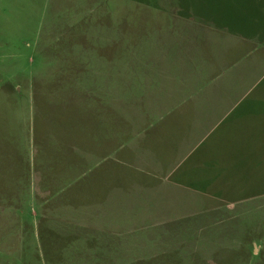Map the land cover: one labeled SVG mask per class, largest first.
<instances>
[{
  "label": "rangeland",
  "instance_id": "1",
  "mask_svg": "<svg viewBox=\"0 0 264 264\" xmlns=\"http://www.w3.org/2000/svg\"><path fill=\"white\" fill-rule=\"evenodd\" d=\"M187 5L190 19H229L264 38V0H0V264H264V195L214 217L147 214L173 190L137 187L151 176L126 166L113 175L112 155L76 167L73 155L50 156L69 142L80 151L81 115L96 101L82 73L96 68L97 38L124 39L122 55L130 24H166ZM99 16L115 29L98 28Z\"/></svg>",
  "mask_w": 264,
  "mask_h": 264
},
{
  "label": "crops",
  "instance_id": "2",
  "mask_svg": "<svg viewBox=\"0 0 264 264\" xmlns=\"http://www.w3.org/2000/svg\"><path fill=\"white\" fill-rule=\"evenodd\" d=\"M177 9L166 24H130L122 55L124 39L97 38L96 68L82 73L96 101L88 119L81 115L80 151L70 152L77 145L69 142L68 154L52 148L50 156L73 155L66 164L76 167L93 152L112 155L113 175L126 166L151 176L137 187L173 190L146 202L147 214L214 217L264 195L263 32L229 19L197 22ZM106 18L97 27L114 30Z\"/></svg>",
  "mask_w": 264,
  "mask_h": 264
}]
</instances>
